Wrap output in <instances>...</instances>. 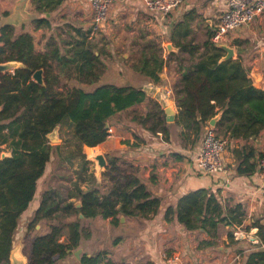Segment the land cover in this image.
<instances>
[{"label":"trees","instance_id":"16d2710c","mask_svg":"<svg viewBox=\"0 0 264 264\" xmlns=\"http://www.w3.org/2000/svg\"><path fill=\"white\" fill-rule=\"evenodd\" d=\"M65 1L31 0L29 8L35 18L29 24L18 29L0 28V64L22 65L0 76V145L10 155L0 156V264H9L21 222L27 233H36L35 227L42 222L48 229V233L31 238L27 264H54L71 256L81 241L90 237V231L81 224L83 219L99 217L116 226L119 217L151 219L162 206V199L153 195L141 178L140 168L119 156L106 158L107 166L102 173L105 186H97L93 174H86L88 161L83 146L93 148L103 143L108 136V121L115 115L130 111L129 121L133 126L152 135L160 133L163 140L169 139L170 128L164 110L140 86L99 84L104 65L102 54L96 53L89 40L90 30L76 28L69 20L53 27L52 14ZM64 18L59 19L64 21ZM192 20V13L184 14L171 27L167 40L178 51L170 54L176 56V72L180 75L172 88L178 108L174 123L197 140L209 120L220 114L214 129L227 143L242 142L231 150L235 173L250 177L258 172L263 154L247 143L257 140L264 130V90L252 85L238 53L241 43L236 48V60L220 62L225 53L210 41L211 34L202 45L188 39ZM36 32L41 33L40 51L36 49ZM62 34L68 35L69 41L61 39ZM181 53L194 59L188 67L183 65ZM164 66L159 49L150 47L131 70L158 85ZM39 70L43 77L41 85L32 79ZM144 103L148 106L137 114L135 108ZM63 125L73 128L74 151L68 161L71 164L75 155L81 161L74 190L63 199L55 189L45 190L37 210L31 217L22 219L36 193L37 182L50 163L53 149H59L46 136ZM90 182L86 190L80 188V184ZM72 200L79 201L80 208H75ZM71 217L74 218L63 221ZM163 218L176 223L186 234L202 231L211 237L223 225L230 230L228 246H234L240 253L245 251L243 264H264V226L256 223L257 245L234 239L235 229L245 223L241 204L224 207L214 194L199 189L180 197L175 208L166 207ZM118 242L119 239L115 240L112 246ZM214 245L213 241H203L199 248ZM108 255L107 251L91 256L82 254L78 264H113Z\"/></svg>","mask_w":264,"mask_h":264},{"label":"crops","instance_id":"0c3cea01","mask_svg":"<svg viewBox=\"0 0 264 264\" xmlns=\"http://www.w3.org/2000/svg\"><path fill=\"white\" fill-rule=\"evenodd\" d=\"M17 2L18 0H0V26L12 15ZM225 7L226 0H184L179 8L165 19L160 20L156 15L147 11L139 0L129 2L115 0L111 4L107 22L101 32L112 35L113 32L119 31L118 37L113 34L111 38L121 41L119 45L121 49L140 48L138 59H132V65L127 67L129 70L150 47L159 49V45H167L171 27L186 13H192L193 17L188 39L191 38L193 43L199 44L196 38H193L196 33L204 38L203 42L207 41L208 35L213 33L218 17ZM58 11L60 16L66 17L72 26L86 30L91 29V13L84 1L66 0L58 8ZM28 13L32 14L29 5ZM27 24L29 23H24L22 26ZM228 39H235L236 42L252 41L254 43L253 46L258 51L259 59L250 60V67L247 68L248 76L255 88L264 90V70L261 67L262 61H264V55L261 57V52L264 51V13L255 18L249 26L231 33ZM171 45L173 46V43ZM174 48L166 56H161L165 66L160 75V84L154 85L145 79H141L143 83L136 84L138 87L146 89L147 95L152 94L154 97L156 94L159 95V92H168L162 97V100H164L165 108L171 110V113H165V121L170 128L169 139L163 140L160 133L152 135L144 129H137L130 123L131 118L127 117L130 111H127L115 115L108 121L107 126H109L110 133L103 143L93 148L83 146V151L88 157L90 156L89 152L92 155L101 154L105 158L119 156L139 167L141 178L145 181L149 191L162 199V206L151 219L139 220L123 217L124 220H121L122 217H119L118 225L112 226L119 242L116 246H112L108 258L113 264H243L246 253L245 251L237 252L234 246H228L227 233L230 230L227 227L219 225L214 238L202 231L186 234L176 223L166 222L163 218L165 208H175L180 197L195 190L206 189L214 194L224 207L229 208L235 204H241L244 207L245 223L243 227L248 226L249 229L246 231L243 227L236 228L234 231L236 241H246L257 245L256 223L264 226V183L261 182L257 173L250 177H239L235 173L236 162L231 150L242 144L240 140L227 143L224 155L228 169L226 177L201 173L196 167L194 157L204 134L211 127L207 123L201 131L199 139L195 140L192 133L183 130L174 123L177 119L178 108L173 98L172 88L173 82L176 84L180 77L176 72V56L170 55L178 52ZM233 50V60H236L237 54L243 52L237 53L236 49ZM240 50H242L241 46ZM179 57L182 59L183 65L187 67L194 60L185 53L179 54ZM139 76L140 74L137 73L125 72L122 76L123 85L127 84L125 83L127 80H139L137 78ZM161 108L165 112V108L162 106ZM247 145L253 146L257 153H264V130L257 140L250 141ZM90 163L95 167L93 162L90 161ZM47 170L46 168L43 176L37 182L36 193L27 210L22 214V219L33 215L39 206L42 192L48 190L47 187L46 189L42 187ZM103 181V178H100L99 184ZM105 183L106 181L103 182V184ZM90 185L82 183L80 188L86 190ZM72 190L74 188L71 187L69 192ZM72 201L77 202L76 200ZM92 220L90 237L82 240L78 248L81 251L80 256L82 254L91 256L92 251L95 253L104 251L105 245L98 240L99 234L93 228V224L104 226L107 235L111 233L109 220L99 217ZM94 220L98 221L94 222ZM23 223L19 224L13 248L27 259L31 238L38 233H48V229L43 223V226L40 224L35 227L37 234L27 233ZM239 232L244 234L243 238L235 236V233ZM247 237H252L254 240L250 241ZM203 241H213L215 245L199 248ZM243 249L245 250L246 247ZM90 250L92 251L90 252ZM71 258L78 263L72 253L71 256L63 260H56L54 264H69Z\"/></svg>","mask_w":264,"mask_h":264},{"label":"rangeland","instance_id":"374dc122","mask_svg":"<svg viewBox=\"0 0 264 264\" xmlns=\"http://www.w3.org/2000/svg\"><path fill=\"white\" fill-rule=\"evenodd\" d=\"M53 17V27H56V25L61 26V23L63 22H67L68 19L65 17L64 21H60V12L59 11H55L52 14ZM83 29V28H81ZM84 31H86V29H83ZM59 32L61 31L60 29L58 30ZM114 35H116L117 37L120 35L119 31L113 32ZM112 34V35H113ZM112 35H106L103 32H98L95 35H93L92 37L89 34V40L90 42L94 45V49L96 51V53H100L102 54V63L104 66H101V71H102V75L100 78V83H113L116 82L117 85H123L124 81H123V74L125 72H131L133 74H136L137 72L132 71L131 69L128 70V68L132 65L131 61L132 59H135L138 57V52L140 50V48H135V49H130V48H120V40H116L114 38H111ZM35 37V41H36V49L38 51L41 50V46L42 44H38L39 41H41V33H36L34 35ZM193 38L197 40V42L202 45L204 42V38L198 36L196 33L193 35ZM61 39H64L66 41H69L70 37L68 35L62 34L61 35ZM122 40V38H121ZM237 40L233 39V40H229L227 39L225 45L228 47H231L232 49H236L238 42H236ZM241 43V49H242V54L240 56L243 64L245 65L246 68L250 67V60L251 59H255L258 58V51L254 49V43L252 41H246V42H239ZM233 46V47H232ZM240 49V48H239ZM202 51V50H200ZM241 51V50H240ZM257 51V52H256ZM168 53L166 45L165 46H161L159 45V54L161 56H166ZM262 56L264 55V51L261 52ZM178 54V52L176 53ZM234 56V55H233ZM138 59V58H137ZM259 59V58H258ZM263 59V58H262ZM127 61L128 63H125ZM128 67V68H127ZM261 67L264 70V61H262ZM9 73H12V70L9 71ZM138 74V73H137ZM139 80L133 79V81L131 80H127L125 81V83H131V84H137V83H143L141 81L144 80L145 78L143 76H139L137 77ZM146 80V79H145ZM115 84V83H114ZM174 82H173V86H174ZM159 90V88H158ZM147 97H149L150 99H157V97L153 96L152 94L147 95ZM155 100V101H156ZM148 103H144L142 105H139L136 107L137 114H141L144 112V107H147ZM149 109H151V107H149ZM128 119H130L132 117V114L130 113L129 116H127ZM73 128L68 126V125H63V126H59L56 132V139L58 140L57 143L55 144H51V145H58L59 149L56 151L55 149H53V156L51 157L50 163L47 166V174L45 177V180L43 181L42 187L46 189H50L53 188L55 189L58 193L59 196L63 199L66 197V194L69 192V189H73V181H75L77 179V171L80 170V157L75 155V158L72 159V163L70 164V162L68 161V159H70V154L72 151H74L73 146H72V141H73ZM2 150H0V155H1ZM4 152H7V148L5 149ZM84 152V151H83ZM90 156L92 155L91 152H89ZM86 155V160L88 161V171L86 172V174L91 175V173L94 176V167L91 166L90 161L87 159L88 155ZM104 182V181H103ZM103 182H101V184L99 185V187L105 186V184H103ZM91 184V182H90ZM41 185V184H40ZM39 188V187H38ZM74 217H71L69 219H63V221L67 222L72 220ZM92 219L89 220H82L81 224L83 227H85L88 231H90L91 233V226H92ZM98 220H94V222H97ZM93 222V223H94ZM41 225L43 226V222L41 223ZM47 224L45 223V226ZM47 227V226H46ZM93 228L98 232V240L105 245L104 247V251H107L110 254L111 248H112V244L113 242L118 238L117 234L113 231L114 227L111 226V233L110 235H107L105 233V229L104 226L100 225V224H93ZM40 229V228H39ZM47 229V228H46ZM116 230V229H115ZM40 231V230H38ZM37 234V232H36ZM45 233H38V235H42ZM243 238V237H242ZM92 250H90L91 252ZM93 254L95 253L94 251H92ZM69 264H78L76 263V261L74 259L71 258V260L69 261Z\"/></svg>","mask_w":264,"mask_h":264},{"label":"built area","instance_id":"2783aa9c","mask_svg":"<svg viewBox=\"0 0 264 264\" xmlns=\"http://www.w3.org/2000/svg\"><path fill=\"white\" fill-rule=\"evenodd\" d=\"M89 8L91 13L92 37L104 28L111 4L115 0H81ZM137 1V0H123ZM144 8L150 13L156 15L160 20L165 19L169 14L174 12L183 3L184 0H139ZM264 13V0H226L225 10L219 15L210 41L218 46L225 45L231 33L249 26L255 18ZM161 93V94H160ZM168 92H159L160 100ZM159 102V100H157ZM164 101V100H163ZM110 129H108V135ZM227 140L217 135L214 128L204 134L200 146L194 157V163L201 173L216 174L227 176L228 169L225 164V151ZM6 147L0 145L1 153H4ZM259 178L264 183V153L258 162ZM238 233H235V236Z\"/></svg>","mask_w":264,"mask_h":264},{"label":"water","instance_id":"95a60500","mask_svg":"<svg viewBox=\"0 0 264 264\" xmlns=\"http://www.w3.org/2000/svg\"><path fill=\"white\" fill-rule=\"evenodd\" d=\"M30 1L31 0H18L12 15H10L7 18V21L3 25H1L0 28L4 27V26H14V27L20 28L22 26V24L29 23L30 21H32L35 18V15L33 13L32 14L28 13V5L30 4ZM217 47L219 49H221L222 51H224V53H225V55L220 58V62H227V61L233 60L234 50L231 47H228L226 45H218ZM166 48H167L168 53H170L174 47L171 44H167ZM174 49L176 50V48H174ZM17 68H22V65L20 63H17V62H9V63L0 64V76L11 71V70L13 71ZM32 79L37 84L41 85L43 83L42 71L41 70L36 71L33 74ZM145 93H146V89H145ZM159 96L160 95L156 94V97L159 100L160 105L163 108H165L164 101L160 100ZM165 113L169 114V113H171V110L165 108ZM219 118H220V114L216 115L214 118L209 120V122H208L209 127L214 128L217 121L219 120ZM106 127H108V126H106ZM57 129H58V127L54 128L52 130V132L46 136V138L50 144H55L58 142V140L56 139ZM0 156H1V158H4V157H9L10 155L8 153H1ZM87 159L89 161L93 162L95 165V167H94V169H95L94 178L96 181V185L99 186L100 185L99 180H100V178H102V173L106 169L107 160L101 154L91 155ZM80 206H81V204L79 201L74 203L75 208H80ZM78 217L80 219H83V216L81 214H79ZM121 220H124L123 217ZM237 236L239 238H242V237H244V234L239 232L237 234ZM247 239H249L250 241L254 240L252 237H247ZM80 253H81V251L79 249L73 252L74 257L77 260H79V258H80ZM9 264H27V259L22 257L17 252V250H15L13 248L10 252V255H9Z\"/></svg>","mask_w":264,"mask_h":264}]
</instances>
